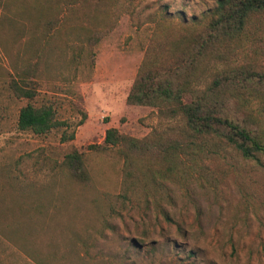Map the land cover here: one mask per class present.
<instances>
[{"label":"rangeland","instance_id":"374dc122","mask_svg":"<svg viewBox=\"0 0 264 264\" xmlns=\"http://www.w3.org/2000/svg\"><path fill=\"white\" fill-rule=\"evenodd\" d=\"M218 1L0 0V264H264V156L191 153L167 178L148 162L128 177L118 148L91 147L110 128L143 139L184 127L127 98L139 70L167 62ZM206 65L200 87L219 70L264 72V13ZM26 77L31 101L12 88ZM29 103L61 125L20 130ZM246 104L264 133V99ZM73 148L86 182L65 165Z\"/></svg>","mask_w":264,"mask_h":264},{"label":"trees","instance_id":"16d2710c","mask_svg":"<svg viewBox=\"0 0 264 264\" xmlns=\"http://www.w3.org/2000/svg\"><path fill=\"white\" fill-rule=\"evenodd\" d=\"M264 13V0H219L209 11V22L200 29L183 33L176 41L167 62L143 66L127 98L131 106L153 107L165 119L181 118L180 130L152 132L143 139L107 130L104 145L97 149L118 148L128 167V177L143 162L156 164L162 178L170 176L173 164L183 156L203 152L216 155L232 150L245 160L264 156V133L261 122L246 104L247 98L264 99V72L242 66L211 74L204 87L199 83L207 71L206 62L222 59L223 48L239 38L250 19ZM146 64V63H145ZM32 71V69H30ZM29 74V72H28ZM28 78L14 80L12 88L21 98L34 100L37 93ZM87 114L83 112L84 122ZM61 125L50 106L21 108L18 127L36 135H45ZM74 134L69 139H74ZM65 165L79 181L89 173L83 155L73 148Z\"/></svg>","mask_w":264,"mask_h":264}]
</instances>
